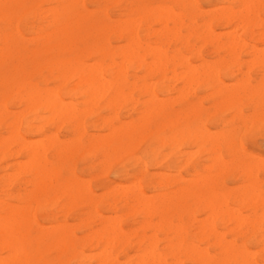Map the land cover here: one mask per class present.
<instances>
[{
    "label": "bare ground",
    "instance_id": "1",
    "mask_svg": "<svg viewBox=\"0 0 264 264\" xmlns=\"http://www.w3.org/2000/svg\"><path fill=\"white\" fill-rule=\"evenodd\" d=\"M0 24V264H264L241 135L264 134V0H0Z\"/></svg>",
    "mask_w": 264,
    "mask_h": 264
},
{
    "label": "rangeland",
    "instance_id": "2",
    "mask_svg": "<svg viewBox=\"0 0 264 264\" xmlns=\"http://www.w3.org/2000/svg\"><path fill=\"white\" fill-rule=\"evenodd\" d=\"M2 27V24H0V28ZM20 29H22V25H20ZM206 61H207V64L206 65H211V64H213L215 61H216V58H214V57H206ZM210 62H212V63H210ZM194 65H198V62H196V63H194ZM5 70H6V73H5ZM7 71H8V69H4V67L2 68V69H0V75L2 76V77H5V75H7L8 73H7ZM246 71V70H245ZM179 87H181V85L179 84L178 85ZM193 90L194 89H196V87H194V88H192ZM188 92L189 91H184V94H188ZM199 95H202V93L200 92V91H198L197 92ZM176 95H178L177 93H173V94H170V99L172 100V101H175V100H173V99H175L174 97H177ZM188 97H190V96H188ZM203 104H204V106L206 107V108H209L210 107V103L209 102H207V101H203ZM7 107H8V110H10V112L12 111H17V109L16 108H12L11 106H10V104L8 103L7 104ZM172 107L174 108V109H178L179 108V106L177 105V103L175 102V103H173L172 104ZM244 114L245 115H249L250 114V112H248L247 111V109H245L244 110ZM22 116H25V113L22 115ZM234 126L235 127H239L240 126V123H238V122H235L234 123ZM213 130V129H212ZM241 135H242V140H243V146H244V148L247 150V151H249V152H251V153H253L254 155H257L258 157H262V159H264V134L262 133V132H260V133H255V132H253V131H251V130H248V131H246V129L244 130V129H242V131H241ZM144 149V146H140L138 149H136V152H140V151H142ZM183 149L184 150H189V151H191L192 150V152H194L196 149L195 148H187V147H185V146H183ZM169 151L168 150H164L163 152H162V154L164 155V154H167ZM135 155H137L136 153H135ZM174 156V157H173ZM176 157V154H175V151H172L171 153H170V155H168V158H170V160L172 159V158H175ZM203 159H205L204 158V156H203V153H199V155H198V160H203ZM225 160L226 161H229L230 160V157H226L225 158ZM79 161V164H78V171L79 172H82L84 175H85V173H87V172H90V173H98V170H97V168L95 167V165H96V163H97V161H95L94 159H91V158H88V160H87V162L85 163V164H83L82 162V160L81 159H79L78 160ZM168 161H169V159H168ZM195 162V161H194ZM206 164H209L208 162H206ZM90 167H93V168H90ZM117 168V166H114L113 168H112V171L108 174V176H107V178L110 180V181H118V180H120L119 178H117V175L114 173V170ZM131 168H129V167H127L126 168V170H129L130 172H131V170H130ZM184 168L183 167H181V168H179V171L181 172V173H184V170H183ZM10 171V170H9ZM8 171V172H9ZM153 170L152 169H150V172H152ZM10 173H12L11 171H10ZM84 179H88L87 177H85L84 176ZM96 184H97V182L96 181H92L91 182V187L93 188V190L95 191V193H97V194H101L102 193V191L101 190H98L97 188H96ZM241 186L242 184L241 183H238V185H236V186ZM233 186H235L232 182H230V181H228L227 182V187H229V188H231V187H233ZM10 203V205H12V204H18L16 201H10L9 202ZM18 205H20V206H22L23 205V207L24 206H26V205H24V204H22V203H20V204H18ZM13 206H15V205H13ZM34 211V212H33ZM48 212H50V213H53L54 215H56L57 217H61V216H63L64 215V212H62V211H60V210H47ZM77 211H78V213H79V211H80V213L82 212V216L81 217H85V213L87 212L86 210H72V211H70V213L69 214H67V216H66V219H67V222H68V224H70V225H77L78 224V220L76 219V216H73L74 214H77ZM86 211V212H85ZM56 212V213H55ZM32 215H34V217L36 218V220H38V221H42L43 220V218H42V211L41 210H31V212H30ZM99 214L103 217H112V214L113 215H118V216H121L122 217V220L125 222V223H127V222H129V221H131V219L133 218V216H134V214H132V213H130L129 212V210H116L115 211V213H111L110 211H108V210H99ZM75 217V218H74ZM42 219V220H41ZM154 222L156 221V218L154 219H152ZM72 222V223H71ZM136 226H137V224H135ZM134 225V227H132V229L133 228H135L136 226ZM80 230L78 229V228H76L75 229V232H76V234H77V236H81V233L79 232ZM250 250H252V251H254L255 252V250H256V247H254V246H252V245H250ZM73 261H71V263L70 264H75L74 262L72 263Z\"/></svg>",
    "mask_w": 264,
    "mask_h": 264
}]
</instances>
